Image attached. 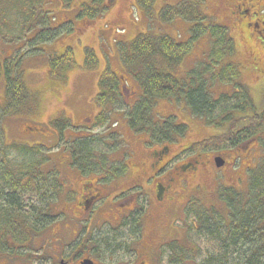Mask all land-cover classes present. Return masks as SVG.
<instances>
[{"label":"rangeland","instance_id":"1","mask_svg":"<svg viewBox=\"0 0 264 264\" xmlns=\"http://www.w3.org/2000/svg\"><path fill=\"white\" fill-rule=\"evenodd\" d=\"M184 1L152 0L148 11L139 3V0H74L71 6L64 5L62 0H44L42 7L35 8L39 14L41 12L42 14L32 18L29 22L33 21L26 27L27 39L24 40L21 37L20 41H0V62L4 64L8 59L10 64L15 63L16 67L13 71L16 75H19L20 71L23 72L24 84L28 87V91L34 94V96L31 94L29 103L30 112L34 111L29 116H7L2 110L5 103L2 72L0 76V143L7 141L29 147L43 146L47 150L49 159L45 165L41 166L43 171L50 173V170H56L57 175L65 181L62 190L59 189L57 195L52 197L53 205L48 207L49 203H45L47 207L43 206V210L48 211L49 214L56 216L66 202L68 203L64 208L67 209V215L75 209L71 202L73 194H66L80 188L81 177L69 167L68 163L69 145L75 138H82L81 141H76L78 148L84 140L93 139L94 142L103 138L102 141L95 142L93 152L101 167L89 173L88 176H82L83 180L97 179L96 176H100L103 171L116 170L117 167L131 165L132 162L133 164L151 162L152 151L150 150L154 146L149 147V144H144L145 135H136L129 131L125 117L127 107L116 108L111 114L110 122L92 126H89L91 123L88 122L97 114L98 109L93 104V98L98 91V80L107 70L106 66L110 65V68L119 71L116 81L118 85H123L122 94L126 100L133 91L138 92L139 87L136 82L120 68L118 62V50L121 45L132 41L137 35L146 33L154 36L163 35L170 37L178 44H185L193 27H197L198 30L206 28L204 32L199 31L202 34L192 41L189 53L182 62L181 71L187 73L200 61L211 60L207 59L210 48L207 40L211 33L209 27L221 26L228 28L231 32L223 9L220 7L221 0H203L199 5L200 17H197L201 18L200 21L189 20L191 18L187 15L174 17L170 22L160 19L159 13L164 7H177ZM191 16L194 18L193 15ZM50 32L53 33V38L38 44L37 36ZM68 49L72 52L75 64L63 71L59 78L50 77L49 61L54 58L59 60ZM88 51H92L98 58L97 68L88 67L85 63V52ZM90 62L91 60L88 63ZM244 79L247 83L253 82V78L248 74H244ZM216 91L220 93L223 90L216 89ZM252 98L256 101L258 93H254ZM254 108L257 113L255 115L261 119L264 114V96L255 103ZM154 112L157 122L171 117L178 125L185 126L182 134L169 145L168 157L173 159L170 163L173 166L186 164L198 156L208 161L209 158L205 159L206 156L212 157L229 150V146L219 147L221 140H214L213 147L192 149V153L185 152L191 144L218 135L219 130L203 124L202 120L191 116L182 105L173 102L158 101ZM55 119H67L68 125L61 130L51 128L49 123ZM60 122L62 125L65 124L63 120ZM82 125H88L89 129L80 130ZM232 129H235V126ZM117 131L121 137L116 136ZM255 137L252 142H248L251 149H255L253 156L261 150L264 153V124L258 133L256 132ZM17 155H14L15 161ZM236 156L238 158L234 162V169L232 165L228 166L221 171L223 176L220 172L215 174L212 165L207 163L206 170L200 171L194 179L192 178L189 182L184 180V183L176 182L174 185L176 193L171 203L165 205L161 212L158 209L155 211L154 216L159 223L158 243L166 246L160 252V264H167L170 257L167 247L175 246L174 252H171V258L176 260L178 246L192 236L195 217L186 216V210L190 208L191 203L196 207H207L223 213L225 207L216 194V187L217 191L220 187L226 186H234L242 193L246 191L247 171L248 167H252L251 157L243 158L242 153ZM263 160L264 154L259 158V162ZM113 174L118 173L113 172ZM184 175L185 173H182L181 177ZM124 182L125 180L119 181L118 185L122 187ZM18 200L21 206L26 208L25 211L32 210L34 207L42 208L37 195H23ZM151 201H153L152 197L150 206L143 203L142 210L147 207L149 212L152 209ZM195 210L193 208L191 211ZM105 228L90 216L84 217L79 222H73L66 217H57L49 226L41 228L40 234L32 237L29 248L21 250V256L16 257V260L20 264L28 260L30 264H60L61 261L64 264H80L84 259H91L95 264H120L119 262L134 264L139 259H143L148 264H158V258L147 261L149 259L147 251H144L141 245L136 247L138 251H135L132 247L135 243L134 238L128 237L127 234L122 237L123 239L115 242V248L110 247L112 242L107 245V239L113 241L115 236L106 233ZM148 233L149 230L145 233L146 238ZM190 247L194 246L190 244ZM199 248L202 246L199 245ZM207 250H209L208 246L201 249V260ZM197 260H199L198 256ZM6 262L5 259L0 264H6ZM19 263L14 262V264Z\"/></svg>","mask_w":264,"mask_h":264},{"label":"trees","instance_id":"2","mask_svg":"<svg viewBox=\"0 0 264 264\" xmlns=\"http://www.w3.org/2000/svg\"><path fill=\"white\" fill-rule=\"evenodd\" d=\"M43 1L0 0V41H20L21 37L27 39L26 27L33 20L29 21L39 14L35 8L42 7ZM73 1L62 0V3L71 6ZM139 1L149 11L152 0ZM202 1L185 0L177 7H164L159 17L170 22L174 17L187 15L191 18L189 20L200 21L201 18L197 17H200L198 12ZM205 30L206 28L198 30L193 27L185 44H178L163 35L139 34L132 41L122 44L118 50L120 68L139 87L134 96L135 103L125 113L128 129L133 134L145 135L147 144L160 145L163 153L165 148L182 134L185 126L178 125L171 117L157 122L154 109L158 101L180 104L191 116L202 118L207 125L219 130L217 139L213 137L193 145L186 152L213 147L214 140H221L219 147H237L256 138V132L258 133L264 124V114L262 113L263 117L259 119L255 115L257 113L252 112L254 106L250 93H247L243 86L237 84L239 91L232 96L223 91H214L218 82L233 84L238 77L234 66L220 67L224 64L223 59L232 54L230 35L226 28L209 27V57L206 54L207 59H211L209 62L202 60L187 73L181 71L182 62L189 53L192 41L202 34L199 31ZM52 38L53 33L50 32L38 35L36 41L39 44ZM63 55L59 60L54 58L49 61L50 77L59 78L63 71L75 64L70 49ZM85 63L88 67L97 68L98 58L92 51L85 52ZM15 67L16 64H10L8 59L4 64L0 62V76L3 72L5 94L2 110L7 116H29L34 111L30 112L29 108L31 94H34L28 91L24 84L23 72L20 71L19 75H16ZM106 69L97 83L98 91L93 98V104L98 111L92 122L90 121V126L110 122L111 113L124 105L123 85H118L116 81L120 73L115 68H110V65L106 66ZM248 110L252 115L236 117L238 111L243 114ZM62 120L64 125L60 122ZM66 125L67 119H55L49 123V126L56 130H61ZM234 126L235 129H232ZM115 134L121 137L118 131ZM81 139L78 137L70 142L68 163L72 170L76 169L80 175L88 176L101 167L93 152L95 142L102 141L103 138L94 142L93 139L84 140L78 148L76 141ZM46 151L43 146L29 147L7 141L0 143V263L5 259L6 264L18 261L16 257L21 256V250L29 248L32 237H36L41 228L49 226L58 217L43 210L44 205L47 207L45 203H49L48 207L53 205L52 197H55L65 184L56 170H50V173L43 171L41 166L49 159ZM16 154L20 156L17 155L15 161ZM263 154L261 152V157ZM257 162L258 160L252 169L247 171L245 192L237 191L234 186L220 187L218 191L216 187V194L225 207L223 213L207 207H196L191 203L190 208L186 210V216L195 217L194 231L192 236L180 245L182 247L178 246L176 260L171 258L175 246L167 247L170 254L167 264H264V160ZM31 194L37 195L42 208L34 207L25 211L26 208L21 206L18 198ZM193 208L196 210L191 211ZM127 235L130 236L129 233ZM123 236L124 234L115 236L113 241L107 239L106 243L108 245L112 242L110 247L115 248V242L123 239ZM190 244L194 247L191 248ZM199 245L202 248L209 247L202 260V248H199ZM24 264H30V261H25Z\"/></svg>","mask_w":264,"mask_h":264},{"label":"flooded vegetation","instance_id":"3","mask_svg":"<svg viewBox=\"0 0 264 264\" xmlns=\"http://www.w3.org/2000/svg\"><path fill=\"white\" fill-rule=\"evenodd\" d=\"M220 7L223 9L231 32L228 28L226 29L229 34H232V36L230 34L232 54L228 59L225 58L227 61L220 67L234 66V72L238 77L233 84L218 82L215 87L232 96L239 91L237 86L239 84L250 95L251 92L257 91L259 99L264 96V0H221ZM235 57L238 59H234ZM225 60L223 59V62ZM244 74L250 75L253 82L247 83ZM241 113V111L237 112L238 115ZM165 149V153L162 147L154 149L150 155L151 162L148 164H131L126 167H117L116 170H106L100 176H96L97 179L83 180L80 172L73 169L78 171L81 177L80 188L66 194H73L71 202L75 209L68 212L70 216L67 215V209L64 208L68 203L66 202L58 215L69 218L73 222H79L84 217L90 216L106 227V233L110 235L129 233L134 241L138 237L133 243V248L138 251L136 247L141 245V248L147 251L149 262L157 257L156 252L161 248L157 237L159 223L154 213L157 209L161 212L165 205L171 203L176 193L174 192L176 182L184 183V180L189 182L192 178L194 179L200 171L206 170L207 163L212 165L215 174L230 165L234 169L238 153H242L243 158L251 157L250 163L258 158V154L253 156L255 149L252 150L246 142L235 148H229L228 151L217 153L215 156H206L205 159L209 158L208 161L198 156L186 164L173 166L170 164L171 159L166 158L168 148ZM217 157L222 163L220 168L216 167L215 158ZM182 173H185L183 177H181ZM221 176H223L222 173ZM122 180L125 182L121 187L118 182ZM151 197L152 209H149V212L143 211L141 204L149 205ZM147 230L149 233L146 238ZM137 262L134 264H148L143 259ZM60 264L64 262L61 261Z\"/></svg>","mask_w":264,"mask_h":264},{"label":"water","instance_id":"4","mask_svg":"<svg viewBox=\"0 0 264 264\" xmlns=\"http://www.w3.org/2000/svg\"><path fill=\"white\" fill-rule=\"evenodd\" d=\"M216 161H217V166H218V167L221 166L220 161H218V160H216ZM81 264H92V262L89 261V260H84Z\"/></svg>","mask_w":264,"mask_h":264}]
</instances>
